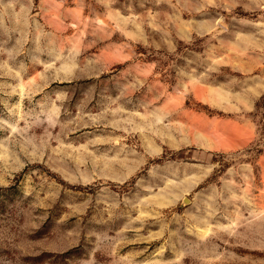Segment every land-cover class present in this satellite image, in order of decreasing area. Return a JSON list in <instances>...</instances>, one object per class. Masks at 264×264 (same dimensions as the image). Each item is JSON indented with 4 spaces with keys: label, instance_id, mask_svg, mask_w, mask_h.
Segmentation results:
<instances>
[{
    "label": "rangeland",
    "instance_id": "1",
    "mask_svg": "<svg viewBox=\"0 0 264 264\" xmlns=\"http://www.w3.org/2000/svg\"><path fill=\"white\" fill-rule=\"evenodd\" d=\"M0 264H264V0H0Z\"/></svg>",
    "mask_w": 264,
    "mask_h": 264
}]
</instances>
